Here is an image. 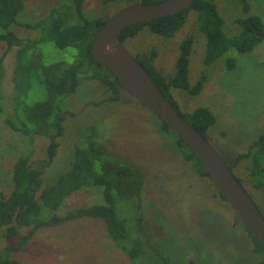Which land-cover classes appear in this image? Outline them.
Instances as JSON below:
<instances>
[{
    "label": "rangeland",
    "instance_id": "obj_1",
    "mask_svg": "<svg viewBox=\"0 0 264 264\" xmlns=\"http://www.w3.org/2000/svg\"><path fill=\"white\" fill-rule=\"evenodd\" d=\"M140 1L84 0V15L87 18L110 16L124 5ZM214 1L226 34H236L239 26L235 18L246 14L258 15L264 23V0H249L247 12L238 0ZM54 2L25 0L19 20L35 21ZM15 31L21 36L36 35V31L20 26ZM186 34L194 38L188 81L192 85L201 71L207 72L208 79L195 95L179 88L170 91L181 112L199 105L213 112L216 121L208 128L206 139L227 164L236 153L247 148L264 124V38L250 51L239 52L231 47L206 66L202 62L204 35L197 28L196 12L189 10L184 24L171 37L164 38L144 27L123 44L133 56L155 47V66L170 75L174 71L178 43ZM15 50L13 47L4 58L0 83V191L5 194L11 189V166L15 158L29 153L35 164L44 158L47 144L44 136L14 131L4 122L5 117L13 116ZM39 51L44 65L55 61L72 63L77 55L75 47H59L51 40L40 44ZM226 56L234 59L230 69L224 65ZM46 96L44 87L33 80L25 102L33 104ZM107 96L102 84L80 74L76 89L64 98L63 108L70 113L65 116L64 133L58 139L56 155L43 168V184L51 182L68 166L77 134L93 125L115 157L131 160L144 173L139 209L131 201L124 204L122 198L117 203L119 215L126 219L128 228L134 227L135 233L141 234L136 227L137 215L141 214L149 242L165 247L173 264H257L253 243L243 227L234 223L230 205L213 196L215 185L208 178L198 177L182 159L173 138L159 129L154 114L127 91L120 90L116 100H106ZM247 164V160L240 161L233 167V173L242 180V186L264 219V188L257 189L248 182ZM102 202L99 187H83L65 197L57 212L62 214L73 207ZM28 229L20 226L8 235L5 227L0 228V249L7 245L10 256L24 264H132L107 238L99 217L81 216L38 227L19 244L21 235Z\"/></svg>",
    "mask_w": 264,
    "mask_h": 264
},
{
    "label": "trees",
    "instance_id": "obj_2",
    "mask_svg": "<svg viewBox=\"0 0 264 264\" xmlns=\"http://www.w3.org/2000/svg\"><path fill=\"white\" fill-rule=\"evenodd\" d=\"M101 1L113 3L119 0ZM157 1L161 0L140 2ZM238 1L242 10L247 12L249 0ZM24 7L25 0H0L2 44L0 83L4 74V58L9 50L16 47L12 73L13 116L5 117L4 122L14 131L44 136L47 144L44 158L37 160L35 164L31 161L29 153L20 154L15 158L11 166V189L6 194L0 191V228L5 227L7 234L12 235L20 226L29 227L28 231L21 235L19 244H23L38 227L58 224L81 216L99 217L103 221L107 238L132 264H173L166 254L165 247L149 242L145 229L143 231L141 214L136 218V227L141 234L135 233L134 227L128 228L126 219L120 217L117 203L121 198L124 204L131 201L133 207L139 209L145 182L144 173L131 160L115 157L108 146L100 140V134L95 126L88 125L77 134L68 166L51 182L43 184L41 177L43 168L49 165L56 155L58 139L64 133L63 122L66 114L70 113L63 108L64 98L74 92L80 74L102 84L108 94L106 100H116L119 91L126 90L115 75L98 63L91 53V39L109 16L87 18L84 15V0H56L49 6L48 11L35 21H21L18 16ZM189 10L196 12L197 28L204 35L202 62L206 66L214 63L231 47L239 52L250 51L264 38V23L255 14L235 18L239 31L232 35L226 34L222 29L223 18L214 0H194L188 8L174 14L126 25L120 30L118 37L124 43L146 27L156 35L169 38L182 27ZM19 26L36 31V35H19L15 31ZM47 40L53 41L59 47H75L77 49L75 60L72 63L55 61L48 65L42 64L39 45ZM193 41L191 34H186L179 41L174 71L170 75L161 72L155 66L154 60L157 55L155 47L134 57L182 118L207 138L208 128L216 121L213 112L203 105L196 106L188 112H181L170 91L171 88H179L195 95L201 91L203 83L208 79L207 72L201 71L192 85L188 81ZM224 65L227 69L232 68L234 59L226 56ZM33 80L44 87L47 96L42 101L27 104L25 97L32 87ZM1 98L0 93V101ZM1 109L0 103V111ZM154 116L159 122V129L173 138L182 159L189 163L193 172L198 177L210 180L193 151L165 121L155 114ZM242 160L248 161L246 167L248 182L257 189L264 188V124L261 132L247 148L236 153L226 165L233 173V167ZM234 176L242 185V180L237 175ZM211 184L214 186L212 181ZM83 187H99L103 202L73 207L59 214L57 211L65 197ZM213 196L223 202L226 201L215 187ZM233 219L234 223L240 224L250 237L253 243L252 251L258 256L257 264H264V247L245 229L235 213ZM0 264L24 263L11 257L9 247L6 245L0 249Z\"/></svg>",
    "mask_w": 264,
    "mask_h": 264
},
{
    "label": "water",
    "instance_id": "obj_3",
    "mask_svg": "<svg viewBox=\"0 0 264 264\" xmlns=\"http://www.w3.org/2000/svg\"><path fill=\"white\" fill-rule=\"evenodd\" d=\"M194 0L131 2L110 15L91 39L94 59L109 69L122 87L180 137L193 151L245 229L264 247V219L257 206L207 139L188 124L148 73L126 49L118 35L126 25L151 21L188 8Z\"/></svg>",
    "mask_w": 264,
    "mask_h": 264
}]
</instances>
